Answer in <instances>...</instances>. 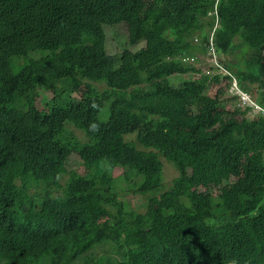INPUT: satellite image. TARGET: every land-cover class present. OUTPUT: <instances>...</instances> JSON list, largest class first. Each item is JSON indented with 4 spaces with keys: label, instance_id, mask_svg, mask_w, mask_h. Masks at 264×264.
<instances>
[{
    "label": "trees",
    "instance_id": "16d2710c",
    "mask_svg": "<svg viewBox=\"0 0 264 264\" xmlns=\"http://www.w3.org/2000/svg\"><path fill=\"white\" fill-rule=\"evenodd\" d=\"M242 47L223 78L264 110V0H0V264H264V113L219 116V74L190 62ZM82 80L104 87L77 100ZM157 191L142 212L121 202Z\"/></svg>",
    "mask_w": 264,
    "mask_h": 264
},
{
    "label": "rangeland",
    "instance_id": "374dc122",
    "mask_svg": "<svg viewBox=\"0 0 264 264\" xmlns=\"http://www.w3.org/2000/svg\"><path fill=\"white\" fill-rule=\"evenodd\" d=\"M107 32V47H108V52L109 53H114V52H119L122 47L126 45V37H127V31L124 25H119L117 27L109 28L106 30ZM196 42V41H195ZM142 44L136 46L138 48ZM136 48H131V49H136ZM264 52V51H263ZM248 51L245 47L239 48L238 50L234 51L231 54L228 55H213L212 51L208 54H197V62L190 60L194 65H196L198 68H200L202 74H219V80L220 82L218 84L213 85L212 87L209 88V94L214 95L218 93V90H222L221 98L224 100H227L220 108H219V116L223 117L225 116L226 113L228 115L231 113L233 114L237 109H243L244 106L241 104V102L237 98L235 91H234V85L236 82L231 80V86L228 87V80H225L223 78V73L222 69H215L216 63L220 64L224 69H229V67L226 64H234L239 61H243L245 54H247ZM41 54L40 53H34L31 55V57H39ZM247 58V56L245 57ZM234 70V69H233ZM15 70L14 72H16ZM251 73L255 75L256 77L262 78L264 76V63L259 62L256 65H254L251 68ZM192 78H198L200 74H191L188 75V77ZM186 76H182V78H185ZM170 80L174 85H177L178 82L181 80V77H171ZM234 82V83H233ZM95 85L96 88L101 89L104 86L98 83H92L87 80H82L80 82V85L78 87V90L75 92L73 95L75 99L79 100L82 98L87 89L90 86ZM237 86V85H236ZM35 106L39 110H43L45 108L44 104V97H48L46 92L42 90H37L35 93ZM233 96H236L233 98ZM108 104L106 103L104 105V108H106ZM15 107L20 109V110H25L26 108V103L24 101H19L17 104H15ZM231 116V115H230ZM252 116L248 115V118ZM72 131L80 138H83V135L80 131L76 130L75 128H72ZM163 162V187L162 189H169L171 186V181L177 177L178 172L175 167L174 162L171 160H164L162 159ZM65 168L68 171H76L79 174H85L86 169L82 165L79 157L76 154H71L65 163ZM111 176L113 180L120 184L124 182L125 180H135V173L131 171H125L121 168H115L111 172ZM122 186H125V184ZM160 187V186H159ZM161 190V189H160ZM159 190V191H160ZM159 191H157L155 194H144V195H139V194H134V193H127L126 195L122 196L121 202L124 206L125 209H128L130 211L134 212H142L145 210L147 206V202L155 195L158 196ZM215 215L221 214L220 211L217 209L214 211ZM89 217L97 223L98 226H101L104 222H107L108 219L107 217L103 216L100 212L93 211L89 214ZM209 236V235H207Z\"/></svg>",
    "mask_w": 264,
    "mask_h": 264
},
{
    "label": "built area",
    "instance_id": "2783aa9c",
    "mask_svg": "<svg viewBox=\"0 0 264 264\" xmlns=\"http://www.w3.org/2000/svg\"><path fill=\"white\" fill-rule=\"evenodd\" d=\"M217 66L219 69L223 70V73L230 75L223 67H220L219 65H217ZM233 81L236 82L235 79H233ZM234 91H235V94H236L238 100L241 102V104L243 106L249 105L253 108L254 111L264 113V110L252 101L249 94L246 93L245 91L240 90L238 88V86H236V84L234 85Z\"/></svg>",
    "mask_w": 264,
    "mask_h": 264
},
{
    "label": "clouds",
    "instance_id": "9594fccd",
    "mask_svg": "<svg viewBox=\"0 0 264 264\" xmlns=\"http://www.w3.org/2000/svg\"><path fill=\"white\" fill-rule=\"evenodd\" d=\"M213 54V53H212ZM217 65H219L218 63H216V67H218ZM219 69V68H218Z\"/></svg>",
    "mask_w": 264,
    "mask_h": 264
}]
</instances>
